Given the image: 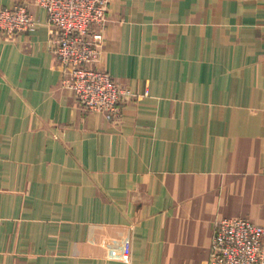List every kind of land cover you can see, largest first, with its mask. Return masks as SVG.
<instances>
[{
    "label": "crops",
    "instance_id": "0c3cea01",
    "mask_svg": "<svg viewBox=\"0 0 264 264\" xmlns=\"http://www.w3.org/2000/svg\"><path fill=\"white\" fill-rule=\"evenodd\" d=\"M18 4L38 25L0 32V264H207L218 220L264 227V0H110L93 66L138 96L120 124Z\"/></svg>",
    "mask_w": 264,
    "mask_h": 264
},
{
    "label": "built area",
    "instance_id": "2783aa9c",
    "mask_svg": "<svg viewBox=\"0 0 264 264\" xmlns=\"http://www.w3.org/2000/svg\"><path fill=\"white\" fill-rule=\"evenodd\" d=\"M109 3L110 0H36L47 15L62 85L74 92L85 112L101 113L108 122L120 124L123 103L138 96L93 66L101 55ZM37 25L27 5L0 10L2 35L15 38L35 31ZM94 27L98 31H93ZM207 264H264V227L244 218L218 220Z\"/></svg>",
    "mask_w": 264,
    "mask_h": 264
}]
</instances>
